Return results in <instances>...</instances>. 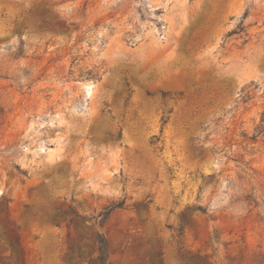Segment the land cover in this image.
<instances>
[{"label": "rangeland", "instance_id": "obj_1", "mask_svg": "<svg viewBox=\"0 0 264 264\" xmlns=\"http://www.w3.org/2000/svg\"><path fill=\"white\" fill-rule=\"evenodd\" d=\"M99 234L264 264V0H0V264H100Z\"/></svg>", "mask_w": 264, "mask_h": 264}, {"label": "trees", "instance_id": "obj_2", "mask_svg": "<svg viewBox=\"0 0 264 264\" xmlns=\"http://www.w3.org/2000/svg\"><path fill=\"white\" fill-rule=\"evenodd\" d=\"M238 30L240 32H243V27H239ZM166 96V95H164ZM121 138V136H119ZM155 139H157L155 137ZM158 140V139H157ZM126 199L113 202L110 206L106 207L100 214L99 218L101 219V222L105 223L110 216L117 210L123 209L125 207ZM198 210L202 212L203 214L207 213V209L203 207H198ZM97 243H98V260L100 264H109V256H110V245L108 239L99 234L97 237ZM158 264H163L161 260L158 261Z\"/></svg>", "mask_w": 264, "mask_h": 264}]
</instances>
